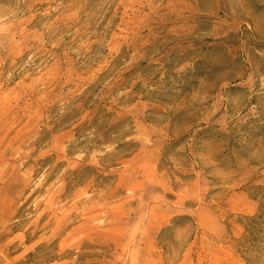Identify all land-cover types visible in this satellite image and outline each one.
<instances>
[{"label":"rangeland","instance_id":"obj_1","mask_svg":"<svg viewBox=\"0 0 264 264\" xmlns=\"http://www.w3.org/2000/svg\"><path fill=\"white\" fill-rule=\"evenodd\" d=\"M0 264H264V0H0Z\"/></svg>","mask_w":264,"mask_h":264},{"label":"trees","instance_id":"obj_2","mask_svg":"<svg viewBox=\"0 0 264 264\" xmlns=\"http://www.w3.org/2000/svg\"><path fill=\"white\" fill-rule=\"evenodd\" d=\"M110 115L104 116V118H108ZM74 118H78L75 116ZM75 119V120H76ZM96 121L97 117H95L91 124L86 125L82 124L79 128H77V135L78 133H84L85 131L89 130L90 128H95L94 135L95 136H101L102 139H97V137L93 138L90 142H92L90 145H87V149H92L94 146H101L105 143H111L114 142L115 147L113 149V152L111 153V158L108 159V157H105V162L113 163L117 159H121L123 157H126L128 154L132 153L136 145L130 140V141H124L125 137L127 136V132L122 131V124H116L113 126H107L104 122V124L101 127H96ZM88 141L80 142L79 144L83 145ZM89 142V143H90ZM100 180V184H104L107 179H110V177H102L98 176Z\"/></svg>","mask_w":264,"mask_h":264}]
</instances>
